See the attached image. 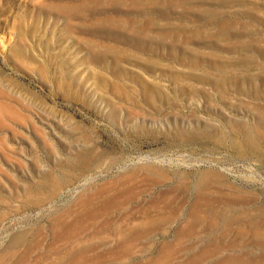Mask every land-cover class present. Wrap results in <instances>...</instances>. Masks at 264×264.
Wrapping results in <instances>:
<instances>
[{"label":"rangeland","instance_id":"obj_1","mask_svg":"<svg viewBox=\"0 0 264 264\" xmlns=\"http://www.w3.org/2000/svg\"><path fill=\"white\" fill-rule=\"evenodd\" d=\"M110 198L83 264H264V0H0V264Z\"/></svg>","mask_w":264,"mask_h":264},{"label":"bare ground","instance_id":"obj_2","mask_svg":"<svg viewBox=\"0 0 264 264\" xmlns=\"http://www.w3.org/2000/svg\"><path fill=\"white\" fill-rule=\"evenodd\" d=\"M120 194L118 193V196ZM111 200L112 198L106 200L105 202L103 201L104 203L102 204H98V202L97 204L94 202L90 203L89 199H87L86 201L81 200L78 204L76 203L77 204L76 207L71 208L69 211L66 212V213H69L70 215L69 218L63 219L64 215H62L60 218L56 219L54 223V227L56 229L57 235L60 237L61 240H63L65 244H67L69 241L74 240V238H77L82 233L89 231L92 227H96V226L98 227L99 218L104 212L102 210H105L104 208L108 207L107 204L109 202H113ZM134 216H135L134 213L131 216H129L130 218H128V222H127L128 226L126 227V229H125L126 224L123 225V228L125 230H123L122 227L117 228L118 241L115 247L113 248V250L116 251L117 253H123V254L129 253L131 250V245L134 242V239L137 237L146 235L147 232L149 231L144 221H141L138 223H129L130 221H132V218ZM63 249H64V252L66 253L71 252V253L68 255L70 258H68L67 261L61 264H68V262L69 263L72 262L74 264H83L84 259L77 261L78 255L82 254L83 252H86L87 249H90V246H85L83 248H79V249L72 251L70 246L67 244V245H64Z\"/></svg>","mask_w":264,"mask_h":264}]
</instances>
